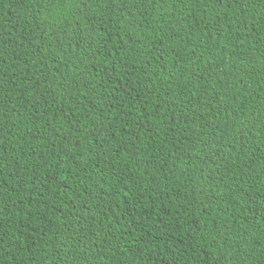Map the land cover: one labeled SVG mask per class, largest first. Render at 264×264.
<instances>
[{"label": "trees", "instance_id": "trees-1", "mask_svg": "<svg viewBox=\"0 0 264 264\" xmlns=\"http://www.w3.org/2000/svg\"><path fill=\"white\" fill-rule=\"evenodd\" d=\"M0 264H264V0H0Z\"/></svg>", "mask_w": 264, "mask_h": 264}]
</instances>
